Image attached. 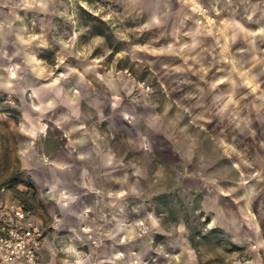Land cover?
Segmentation results:
<instances>
[{"label": "rangeland", "instance_id": "374dc122", "mask_svg": "<svg viewBox=\"0 0 264 264\" xmlns=\"http://www.w3.org/2000/svg\"><path fill=\"white\" fill-rule=\"evenodd\" d=\"M0 33L16 73L0 89V182L59 257L264 264V0H0ZM29 52L70 106L44 135L29 131ZM75 130L84 176L36 184L40 165L76 166Z\"/></svg>", "mask_w": 264, "mask_h": 264}, {"label": "crops", "instance_id": "0c3cea01", "mask_svg": "<svg viewBox=\"0 0 264 264\" xmlns=\"http://www.w3.org/2000/svg\"><path fill=\"white\" fill-rule=\"evenodd\" d=\"M6 34L0 33V89H13L15 88L14 85V77H16V73L12 71H8L5 66V57H6V48L8 46H4L3 42L11 41L12 38H9L5 40ZM13 57L15 56H21V50L14 51L12 54ZM26 57H28L29 67L30 70L33 71L34 76L32 75L29 77V87L31 94L35 97L37 100L36 105V111L37 113L35 116L31 119H28L29 122H31V128H30V135H34L38 133H46L47 129V123L44 121L43 117H46L47 114H51V110L54 107H61V108H67V111H69V103L66 102V98H64L63 91L60 85L56 84L52 81H37V78L39 79L40 75L43 73L41 71V67L36 63L34 60V54L29 52L26 54ZM38 76V77H37ZM19 97V94H18ZM73 114H76V110L78 109L77 104H73ZM62 116V115H61ZM66 116H69V114H66ZM26 121H28L25 116L23 117ZM47 120L52 121L53 119H49L46 117ZM75 134H69L65 133L64 136L71 139L73 149L72 151L76 153V159L77 164L75 167H49V166H38L40 171L31 172V177L33 181H35L36 184H46L50 186V191L54 189V185L57 184H72L73 182H76L77 179L84 176L85 169L84 164L82 161H84L86 156V149H85V141L86 136L84 133H80V130H75ZM71 136V137H70ZM70 144L64 143L62 144V147H68ZM41 164V163H40ZM81 164V165H80ZM59 203L61 208L65 210V207H67L66 198L65 196L59 194ZM79 205V204H78ZM71 206V204H69ZM67 209V208H66ZM34 217V216H33ZM42 226L43 223L40 219L37 217H34ZM58 221V220H57ZM57 224H55L56 226ZM54 226L53 224L51 225ZM44 228V226H43ZM0 264H6L3 261L0 260ZM19 264H25V263H19ZM38 264H69L65 261V258L59 257L57 248L53 242H50L46 238V232L44 228V238L41 242V246L38 251Z\"/></svg>", "mask_w": 264, "mask_h": 264}, {"label": "built area", "instance_id": "2783aa9c", "mask_svg": "<svg viewBox=\"0 0 264 264\" xmlns=\"http://www.w3.org/2000/svg\"><path fill=\"white\" fill-rule=\"evenodd\" d=\"M43 226L0 182V260L6 264H38Z\"/></svg>", "mask_w": 264, "mask_h": 264}]
</instances>
